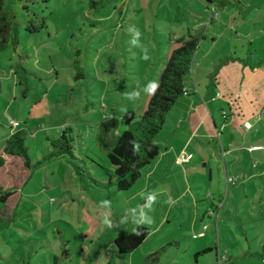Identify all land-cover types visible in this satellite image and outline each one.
Wrapping results in <instances>:
<instances>
[{
    "label": "rangeland",
    "instance_id": "rangeland-1",
    "mask_svg": "<svg viewBox=\"0 0 264 264\" xmlns=\"http://www.w3.org/2000/svg\"><path fill=\"white\" fill-rule=\"evenodd\" d=\"M179 5L180 9L178 4L164 6L157 0H4L11 30L8 47L0 51V146L7 133L6 122H18L19 129L27 132L25 146L34 164L43 158L46 136L57 138L61 131L70 130L75 132L70 135L74 156L84 158L82 146L90 148L108 176L111 168L102 155L103 147L99 149L92 137L81 135V127L92 124L94 128L105 116L119 119L124 131V109L139 114L140 106H146L150 95L142 92L132 102L123 93L133 90L136 81L143 86L154 79L167 47L168 27L178 33L183 27L180 20L204 7L200 1L195 8ZM30 25L38 31H26ZM130 25L142 33L141 43L148 48L150 60H142L141 49L130 44ZM227 26L231 28L224 30L227 36L235 37L233 25ZM14 34L17 41L12 45ZM227 44L222 38L218 47L224 49ZM178 46L171 44L170 53ZM16 68L28 80L25 98L10 72ZM102 103L107 108H99ZM85 106L88 113H82ZM20 165L15 160V187L26 175ZM74 173L67 160H51L26 178L18 199L7 207L0 202V264H124L116 247H108L114 243L107 228L98 231L103 225L86 204L87 199L99 204L109 199L116 212L114 219H120L125 209L123 196L116 199V194L80 190ZM62 182L67 187L65 194L60 191ZM256 235L260 234L250 230L238 233L239 246L248 252L245 236L253 242ZM239 246L234 243L229 252L235 254Z\"/></svg>",
    "mask_w": 264,
    "mask_h": 264
},
{
    "label": "crops",
    "instance_id": "crops-1",
    "mask_svg": "<svg viewBox=\"0 0 264 264\" xmlns=\"http://www.w3.org/2000/svg\"><path fill=\"white\" fill-rule=\"evenodd\" d=\"M157 1L164 6L178 4L179 9V4L193 5L192 8L197 1L204 4L198 11L193 10L188 19L180 20L183 27L178 33L168 27L167 47L153 79L158 80L171 44L188 35L198 37L190 74L183 81L186 94L177 99L154 139L159 155L141 170L140 178L128 191H100L92 187L83 191L112 197L116 194V199L123 196L125 209L121 210V217L144 204L141 192H157L155 208L148 212L154 223L150 227L145 225L150 234L135 250L119 255L124 264H264V0ZM212 8L217 17L211 20ZM228 24L236 30L234 38L224 31L231 30ZM222 38L228 40L224 49L218 47ZM10 72L14 74V69ZM147 99L148 96L144 101ZM103 103L98 107L107 108ZM145 107L140 106L139 114H125L126 128ZM82 113H88L87 106ZM90 127H81V135L92 137L99 149L103 147L102 155L107 158L106 146L123 132L121 122L103 116L98 126ZM5 128L7 133L0 146L4 160L0 166V186L11 193L3 203L7 207L12 199H18V190L34 170L25 169L19 158L3 155L6 140L15 131L7 122ZM47 138L44 154L51 151ZM84 147L80 154L89 159L91 175L95 178L96 173V179L102 182L113 181L111 169L106 176L98 156ZM179 157L187 161L179 162ZM15 160L26 174L18 187ZM227 177H236L237 181L229 184ZM75 179L79 181L77 176ZM62 183L60 191L65 194L67 187ZM169 196L176 201L174 205L165 203ZM86 204L101 222L99 203L87 199ZM111 215L114 219V208ZM203 226L207 227L204 232ZM103 227L99 226L98 231ZM132 228L131 225L124 234H120L123 229L119 228L114 238L129 234ZM248 230L260 235L253 237V242L245 236L247 252L239 246L237 234ZM202 232V236L193 237ZM234 243L241 250L235 254L229 252ZM251 245L255 246L254 252Z\"/></svg>",
    "mask_w": 264,
    "mask_h": 264
},
{
    "label": "trees",
    "instance_id": "trees-1",
    "mask_svg": "<svg viewBox=\"0 0 264 264\" xmlns=\"http://www.w3.org/2000/svg\"><path fill=\"white\" fill-rule=\"evenodd\" d=\"M10 30L11 21L7 13L4 12V0H0V51L8 47ZM26 31L36 33L38 28L30 25L26 27ZM13 41L12 45H15L17 41L15 34ZM199 41L198 37L191 35L177 41L179 46L168 55L158 77L157 81H159L160 87L155 95L149 97L145 109L137 118L131 120L129 127L116 136L110 145L106 146L108 150L107 159L114 174L113 181L107 183L94 178L87 167V160L89 161V159L86 157L78 159L74 156L70 130L62 131L57 138H47L51 151L44 154L40 161L33 164L29 151L25 146L27 132L18 128L6 140L2 150L3 155L19 158L23 167L29 171H33L51 160L64 159L73 167L82 190L92 187L100 191L111 189L116 192L128 191L140 178L141 170L150 165L159 155V146L154 142V139L162 130L167 115L177 99L186 94L183 81L190 74L193 56ZM14 76L18 84L22 86V96L25 98L28 91L27 77L19 74L17 68L14 69ZM134 139L144 145L135 155L130 143ZM148 148L150 150H147ZM3 161V157L0 156V166ZM10 195L9 192H3L0 186V202L2 204L6 202ZM114 220H119V218ZM118 229H107L105 232L108 231L110 238H114ZM139 231L142 232L140 236L133 235L131 231L125 236L113 239L118 255L135 250L150 233V230L145 226L140 228Z\"/></svg>",
    "mask_w": 264,
    "mask_h": 264
},
{
    "label": "clouds",
    "instance_id": "clouds-1",
    "mask_svg": "<svg viewBox=\"0 0 264 264\" xmlns=\"http://www.w3.org/2000/svg\"><path fill=\"white\" fill-rule=\"evenodd\" d=\"M127 32L131 36L130 44L133 47L141 49V59L145 61L150 60L151 56L149 54L148 48L141 43L142 33L140 32L139 28L135 25H130L127 29ZM159 87L160 84L157 80H150L143 86H141L139 81H136L135 88L131 91H125L123 93V98L125 100L135 102L136 100L140 99L142 92L146 95L154 96ZM124 111L127 113V109H124ZM130 143L132 145V151L134 155L137 154L142 147H144V145H142L136 139L130 141ZM147 150H150V148ZM140 196L144 199V204L129 209L122 217H120L119 220H113L112 218V201L109 199L101 200L99 207L103 209V212L101 213L102 225L110 230L117 228L126 230L128 225H132V234L136 236L142 235V232L139 231V229L142 227L144 228L145 225L150 227L154 223L148 212L151 210L153 204L156 203L157 192H141ZM165 203L171 206L174 205L176 201L171 196H169ZM109 248L114 249L115 245H110Z\"/></svg>",
    "mask_w": 264,
    "mask_h": 264
},
{
    "label": "built area",
    "instance_id": "built-area-1",
    "mask_svg": "<svg viewBox=\"0 0 264 264\" xmlns=\"http://www.w3.org/2000/svg\"><path fill=\"white\" fill-rule=\"evenodd\" d=\"M216 17H217L216 11H215L214 8H212V9L210 10V19L212 20V19H215ZM7 125H8V127H9L10 129H15V130L18 129V128L20 127V125H19L18 122H16V121H12V120H10V121L7 123ZM178 161H179V162H185V161H187V159H185V158H183V157H179ZM226 181H227V183H229V184H234V183L237 181V178H236V177H227V178H226ZM219 206L222 207V203H221V202H220ZM206 229H207V227H206V226H203V232H204ZM203 232L200 233L199 235H197V236H193V237L195 238V237H198V236H202V235H203Z\"/></svg>",
    "mask_w": 264,
    "mask_h": 264
}]
</instances>
